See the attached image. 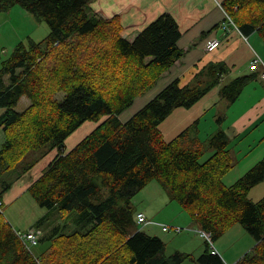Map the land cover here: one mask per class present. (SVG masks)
<instances>
[{
  "label": "trees",
  "instance_id": "trees-1",
  "mask_svg": "<svg viewBox=\"0 0 264 264\" xmlns=\"http://www.w3.org/2000/svg\"><path fill=\"white\" fill-rule=\"evenodd\" d=\"M91 1L0 0V10L19 5L48 27L45 38L18 42L4 59L0 49V264H226L207 241L198 256L178 250L166 255L165 242L137 225L130 199L152 180L212 242L240 223L256 244L235 264H264V195L249 197L264 181V158L225 184L233 161L223 129L210 136L212 153L204 160L203 150L192 145L198 143V120L169 141L159 129L173 109L193 105L218 86L226 108L250 75L219 85L230 67L210 61L161 85L122 121L135 98L184 55L181 31L170 13H162L128 39L116 16L108 20L89 11ZM221 6L238 33L255 32L264 44V0H223ZM22 96L30 103L18 111ZM87 120L98 125L72 149H63ZM185 138L189 147H183ZM47 144L59 151L27 188L47 209L34 227L55 216L60 221L43 232L38 243L46 248L34 255L5 220L1 197L29 169L30 164L9 177L22 158Z\"/></svg>",
  "mask_w": 264,
  "mask_h": 264
},
{
  "label": "rangeland",
  "instance_id": "rangeland-1",
  "mask_svg": "<svg viewBox=\"0 0 264 264\" xmlns=\"http://www.w3.org/2000/svg\"><path fill=\"white\" fill-rule=\"evenodd\" d=\"M89 11L93 13L90 8ZM116 17L118 18V16ZM111 18L105 19L109 20ZM232 31L235 32L236 30ZM221 32L223 33L222 29L218 28L216 32L217 36H220ZM47 33V25L43 21H41L39 17L38 19L35 18L19 5H13L6 10H0V49H2V59L8 57L11 50L18 42H25L28 39L39 41L45 38ZM122 34L124 35L123 28ZM246 37H248L247 40H245L241 36V39L239 41H236L234 44L232 42L231 46L233 48L238 47V49H235L231 54L235 59V64L230 63V70H232V73L229 72L228 74L224 75L219 85H222L223 83L230 80V77H234L233 75L237 73L235 72L233 74L234 69L245 68L243 66L246 65V59L245 55L242 52L247 48L251 49V45H254L253 38L261 40L260 36L255 32ZM221 41L222 42L220 46L215 50L211 52L205 51L206 59H210L208 62L216 61L210 57H215L219 55L220 51L224 50L226 42H224L223 40ZM191 48H194V46H192ZM208 62H206L205 64H207ZM248 71L249 70H246V72ZM162 83L163 79L160 77L152 88H150L144 94H141L135 98V102H133L126 110L121 113L120 119L122 121L127 120L147 100H149L153 95L157 93L159 89L157 87L163 85ZM218 87L210 90V95H207L208 99H204L202 97L203 99L201 98V102H199L201 100L199 99L191 106L177 107L173 109V111L159 125V129L162 133L163 138L166 141L173 139L187 127L191 126L196 120H198V122L196 123V130L194 131L196 138L198 139V143H193L192 145L193 147H199L203 150L204 154L201 160H204L206 157H208L212 153V149L208 146L209 138L211 135L216 133L218 129H221L220 125L223 120H218L221 116H223V119L225 118L226 109L231 104H228V106L225 108L224 101H219L220 97L218 96L217 98L214 91V89L218 90ZM56 96L61 99L62 93H58ZM203 100H207L210 103H213V107L206 112L201 113L202 109L205 108V102ZM29 103V99L27 97H24L21 102L16 104L15 109L21 111L26 106H28ZM97 125L98 122L95 120H87L82 123L65 139L63 143V149H65L66 151L72 149ZM189 143H191L189 139H183V147H189ZM58 151V148L51 147V145L49 144L33 149L22 158L17 167H15L9 174V177L12 179L14 174L17 175V173L21 169L30 164L29 169L26 170L22 177L20 175L15 178V180H13L11 188L1 197L3 216L14 230H16L17 228L25 229L28 225L37 221V219L40 218L39 216H43L46 214L47 209L39 206L36 203L27 187L32 181H34L42 174V172L48 167V164L54 159ZM252 166L244 170L242 175ZM240 176H237L236 178L227 176L225 178H230V182L228 184H231ZM17 199H19L18 202L14 203V201H16ZM29 205L34 206L33 209H31ZM130 205L135 212L143 210L148 219L156 222L153 225H146L142 227V229L150 235L159 236L165 242L166 255H170L175 252V248H177L176 246L178 242L184 240L185 238H187V240L189 241V247L187 248V250L193 253L195 256H198L200 254V252H196V245L197 247L202 246L201 244L205 246V239L200 235L199 231L195 230V228L192 226L189 227L182 223L187 220L185 219V217L191 219L188 213L184 209H182V207L176 201H173L169 197L168 193L157 180H152L145 187L141 188L137 193H135L130 199ZM29 220L32 221L29 223ZM57 220H60L58 216L52 217L51 221L45 223L43 227H41L43 232H46V230L50 229ZM161 225H168L171 227L169 228V230L164 231L162 230ZM177 226L189 229H183L180 232H176L172 227ZM213 244H218L219 247L224 246L228 252L230 251L227 259L229 263H233L235 259L237 260L239 258H242L245 253L251 251V249L256 244V241L240 223H235L227 230H225L218 238L213 240ZM45 248V244L38 243L37 245L30 247L29 251H31L34 255H39L40 252ZM237 251H242V254H240L239 252L237 253ZM182 264H190V262L188 260H185Z\"/></svg>",
  "mask_w": 264,
  "mask_h": 264
},
{
  "label": "crops",
  "instance_id": "crops-1",
  "mask_svg": "<svg viewBox=\"0 0 264 264\" xmlns=\"http://www.w3.org/2000/svg\"><path fill=\"white\" fill-rule=\"evenodd\" d=\"M222 1L223 0H92L89 3V8L94 14L97 13L103 18L118 16L122 24L124 35L128 39H133V37L148 23L162 13H170L174 17L181 31L178 45L185 50V53L171 68L161 75L163 87L170 83L171 80L184 76L190 70L196 71L210 60L206 59L205 50L203 49L204 42L209 38L216 37L226 42L224 50L220 51L219 55L210 58L214 60H223L229 67L230 63L235 64V59L231 54L235 49H238V47L233 48L231 44L232 42L234 44L236 41H239L241 36L245 40H247L248 37L237 31V33L230 31L229 33H225V35L221 32L220 36H217L216 32L218 28H220V22L223 20V12L219 6ZM253 41L254 45H251V49L247 48L242 52L246 59V65L243 66L245 68H236L233 71V74L237 72L233 75L234 77L242 74L250 75V77L243 86L237 99L226 109L225 118L220 125V128L224 130L229 139V148L234 164L223 177L225 184L230 182V178L225 177L232 176L236 178L242 175L244 170L264 158V80L259 76L260 67H257L254 71L249 69L251 60L256 57L264 63V44L258 39L253 38ZM192 46H194V48H191ZM245 69L249 71L246 72ZM229 72L232 73V70ZM214 91L218 98V90L214 89ZM207 95H210V91ZM207 95L203 98L208 99ZM24 97L25 96H22L18 103L21 102ZM202 99L199 102H201ZM203 101L205 102V108L202 109L201 113L213 107V103L207 100ZM3 110V108H0V114ZM3 142L4 133L0 128V148ZM263 195L264 181L252 187L249 191V197L252 200H258ZM18 200L19 199L14 201V203L18 202ZM29 207L33 209L34 206L29 205ZM39 217L41 218L42 216ZM185 219L187 220L182 222L184 225L189 227L192 226L198 231L196 224L191 221V219L187 217H185ZM31 221L32 220H29V223ZM59 221L60 220H57L54 225L58 224ZM35 222L28 225L25 229L17 228L16 230H27L33 227ZM201 245L200 247L196 245V252L201 253L204 250L205 246H203V244ZM176 247L175 249L178 251L181 250L183 253L194 255L187 250L189 247L187 238L179 241ZM214 247L218 254L225 260L226 264H235L240 259H235L236 261L234 260L233 263H229L227 257L230 251L228 252L224 246L219 247L218 244H214ZM238 252L242 254V251H237V253Z\"/></svg>",
  "mask_w": 264,
  "mask_h": 264
},
{
  "label": "built area",
  "instance_id": "built-area-1",
  "mask_svg": "<svg viewBox=\"0 0 264 264\" xmlns=\"http://www.w3.org/2000/svg\"><path fill=\"white\" fill-rule=\"evenodd\" d=\"M220 8L223 12V20L220 22V28L222 29L223 33L225 34L227 32H230L232 30L239 31L237 26L232 21L231 17L223 10L221 3ZM221 40L219 38H209L204 42V50L211 52L214 49H216L220 45ZM257 67H260L261 70L259 72V76L262 80H264V63L261 62V60L256 57L255 59L251 60V63L249 64V69L251 71H254L257 69ZM135 222L137 225H139L141 228L146 225H153L156 222L150 220L147 218L146 214L143 211H137L135 214ZM171 226L168 225H161L162 230L166 231L169 230ZM174 231L180 232L183 229H189V228H182V227H172ZM200 235L205 239V241L209 244V249L212 254H218L216 248L214 247L213 242L210 239V234L201 230H198ZM16 234L18 235L19 239L22 240V242L25 244L26 248L30 250V247L35 246L39 242V238L42 236L43 232L38 227H32L29 228L26 231H16Z\"/></svg>",
  "mask_w": 264,
  "mask_h": 264
},
{
  "label": "bare ground",
  "instance_id": "bare-ground-1",
  "mask_svg": "<svg viewBox=\"0 0 264 264\" xmlns=\"http://www.w3.org/2000/svg\"><path fill=\"white\" fill-rule=\"evenodd\" d=\"M233 21V20H232ZM161 86V85H160ZM160 86H158L157 88H159ZM149 226V225H148Z\"/></svg>",
  "mask_w": 264,
  "mask_h": 264
}]
</instances>
